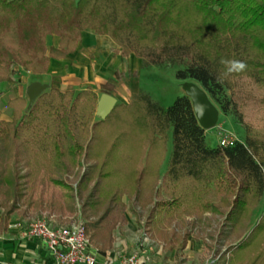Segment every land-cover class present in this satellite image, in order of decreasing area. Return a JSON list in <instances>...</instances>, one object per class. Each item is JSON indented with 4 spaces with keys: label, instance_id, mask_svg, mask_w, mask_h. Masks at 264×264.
I'll use <instances>...</instances> for the list:
<instances>
[{
    "label": "trees",
    "instance_id": "obj_1",
    "mask_svg": "<svg viewBox=\"0 0 264 264\" xmlns=\"http://www.w3.org/2000/svg\"><path fill=\"white\" fill-rule=\"evenodd\" d=\"M86 29L109 36L123 56L139 58L141 68L179 67L176 78L198 82L222 112L231 106L240 123L232 97L242 80L261 89L258 102L264 105V0H0V82L10 81L17 65L46 72L50 59L76 50ZM49 35L59 38L58 46H47ZM222 60L243 61L247 69L228 73ZM124 76L115 73L117 80ZM102 92L111 93V85H102ZM97 100L90 87H51L28 111L24 98L9 100L10 120L0 108L1 220L21 200L33 204L25 189L40 156L48 155L59 173L53 183L69 187L61 174L85 154L89 167L78 195L86 234L100 253L112 248L114 230L127 222L123 196L151 206L149 227L191 208L212 189L198 211L225 214L238 238L227 264H264V210L247 226L264 194V135L247 126L233 146L207 145L184 94L165 107L138 91L104 119L94 118ZM72 198L70 193L65 205L70 212Z\"/></svg>",
    "mask_w": 264,
    "mask_h": 264
},
{
    "label": "rangeland",
    "instance_id": "obj_2",
    "mask_svg": "<svg viewBox=\"0 0 264 264\" xmlns=\"http://www.w3.org/2000/svg\"><path fill=\"white\" fill-rule=\"evenodd\" d=\"M179 67H172L170 65L162 66H150L147 70H141V74L138 77V84L140 86V92L148 93L152 100L162 106H169L178 97L183 95L182 84L186 80L176 78L175 71ZM188 81H192L187 79ZM94 91V90H93ZM229 96L230 92L225 91ZM261 89L253 84H247V80H242V83L235 91L233 95V101L238 103V107L235 110L237 115L240 114L242 123L238 122V119L233 115L231 106L227 113L222 112L220 105L212 99V103L218 109V121L216 126L231 131L239 140H243L245 136V128L247 126L257 130L260 135H264V105L258 102L261 96ZM26 100V99H25ZM27 100L25 108L27 106ZM3 100H0L1 111H9L12 114V110L7 105H2ZM97 105V104H96ZM96 109V108H95ZM94 118H98L94 112ZM208 129L206 131V143L209 146L217 145V127ZM171 152V131L168 134L167 143V156L169 157ZM84 156V154L82 155ZM82 156H79L74 165L69 171L62 172L61 178L63 179L65 186L56 185L53 183L52 178L58 176V171L55 170L52 164L51 158L48 155L40 156L39 165H36L37 170H34L35 166H31L33 172L30 179H28L25 192L33 201L31 206L27 205V200H21L19 206L21 209H25L30 212L29 214L33 218H47L54 219L57 223H67L72 219L77 218L76 199L75 194L78 195V182L82 175L88 170V159L82 160ZM65 160V159H64ZM168 160V159H167ZM21 171H27L28 168L24 167L22 163L18 166ZM165 165H162L161 171L163 172ZM76 188H74V184ZM185 191V186L181 187ZM212 189L202 193L201 198L191 208L177 209V213L172 214V218L163 217L157 224L147 226L148 211L151 206L145 207L138 202H130L126 196H123L122 200L125 204V216L127 221H130L133 226L130 229L120 228L122 225L114 230V242L122 240L125 243L127 249H136L139 245L137 242V236L139 232L137 229H143L149 233L150 237L160 245L162 250L157 252L156 248L147 251V264H204L213 254L221 253L219 264H227V260L230 256L231 247L237 243V237L234 236L230 230L225 214L220 215L213 213L209 210H200V204L210 197ZM73 194L74 210L70 212L66 209V203L70 202L69 194ZM42 202V203H40ZM79 202L82 203L79 198ZM40 205V206H39ZM53 207V209L50 208ZM264 206V194L262 202L253 210L250 217L248 228L251 227L260 217ZM198 212V213H197ZM54 214V215H53ZM81 220L85 222L81 211ZM224 222V230L221 228V224ZM219 231V234H218ZM192 238V239H191ZM194 238V239H193ZM188 239L190 241V247H187ZM216 239H218L216 241ZM222 240L221 242L219 240ZM184 242V246L182 243ZM113 242V243H114ZM204 244L201 246L202 243ZM113 247V245H112ZM123 247V244L116 245L115 248ZM113 248H111L112 250ZM110 250V249H109ZM187 254V255H186ZM185 256V257H184ZM181 257H184L181 259Z\"/></svg>",
    "mask_w": 264,
    "mask_h": 264
},
{
    "label": "crops",
    "instance_id": "obj_3",
    "mask_svg": "<svg viewBox=\"0 0 264 264\" xmlns=\"http://www.w3.org/2000/svg\"><path fill=\"white\" fill-rule=\"evenodd\" d=\"M58 43L57 36L46 37L47 46L56 47ZM149 68H141V60L133 54L123 56L117 44L109 36L98 35L93 30L86 29L81 32L76 50L67 54L65 58L50 59L46 72L33 74L21 66H15L16 72L11 80L0 82V100H3L2 105H6L9 100L16 97L27 100L26 87L33 81H39L46 83L47 89L53 87L60 91H64L68 86L75 91L90 87L96 92L98 99L104 93L102 85L110 84L111 93L108 94L115 98V104H126L131 96L140 90L138 77L141 70ZM134 71L137 72L136 76L132 75ZM116 72L123 73L125 76L117 80ZM1 117L10 120L12 114L9 111H3ZM167 159L164 161V170ZM261 202L262 198L259 204ZM21 208L22 206L14 210L6 220H1L3 208L0 207V264H49V256L44 246L37 239L24 237L22 234L27 227L28 217L31 215L30 212ZM131 226L133 224L127 221L120 228L125 230L130 229ZM120 243L125 245L122 240L115 241L112 248Z\"/></svg>",
    "mask_w": 264,
    "mask_h": 264
},
{
    "label": "built area",
    "instance_id": "obj_4",
    "mask_svg": "<svg viewBox=\"0 0 264 264\" xmlns=\"http://www.w3.org/2000/svg\"><path fill=\"white\" fill-rule=\"evenodd\" d=\"M216 127L218 146H233L239 140L231 131ZM84 159H86L85 156L81 161ZM76 185V183L73 185L74 188ZM75 199L77 218L67 223H57L52 218L28 217L27 227L22 234L24 237L37 239L44 246L49 256V264H147V251L152 250L153 247L158 253L162 250V245L155 242L149 233L143 229H137L140 236H137L139 245L136 249L129 250L123 245V247L100 253L92 246L86 234L84 221L81 220V204L76 194ZM224 224V222L221 224L222 230H224ZM191 239H188L186 248L190 247ZM203 245L202 243L201 246ZM220 257L221 253L213 254L204 264H219Z\"/></svg>",
    "mask_w": 264,
    "mask_h": 264
},
{
    "label": "water",
    "instance_id": "obj_5",
    "mask_svg": "<svg viewBox=\"0 0 264 264\" xmlns=\"http://www.w3.org/2000/svg\"><path fill=\"white\" fill-rule=\"evenodd\" d=\"M48 88L46 83L33 81L26 87L28 111L35 100ZM183 94L190 100L192 110L200 127L204 130L214 128L218 121V109L212 103L208 93L198 82L186 80L182 84ZM115 105V98L108 93H103L97 101L95 115L104 119Z\"/></svg>",
    "mask_w": 264,
    "mask_h": 264
},
{
    "label": "clouds",
    "instance_id": "obj_6",
    "mask_svg": "<svg viewBox=\"0 0 264 264\" xmlns=\"http://www.w3.org/2000/svg\"><path fill=\"white\" fill-rule=\"evenodd\" d=\"M221 63L226 65L228 73H241L247 69V65L243 61L222 60Z\"/></svg>",
    "mask_w": 264,
    "mask_h": 264
}]
</instances>
